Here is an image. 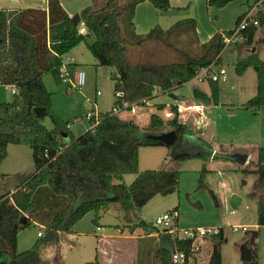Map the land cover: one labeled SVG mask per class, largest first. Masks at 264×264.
Listing matches in <instances>:
<instances>
[{"label":"trees","instance_id":"trees-1","mask_svg":"<svg viewBox=\"0 0 264 264\" xmlns=\"http://www.w3.org/2000/svg\"><path fill=\"white\" fill-rule=\"evenodd\" d=\"M100 1L98 5L86 6L79 11L80 23L94 37L87 46L96 63L115 68L117 74L112 78L113 89L122 94L116 95L112 110L101 116L93 128L77 137H70L69 142L63 139V135L68 133L67 124L51 110L52 94L42 76L50 72L59 79L58 68L63 56L85 41L86 34L79 31L80 23H72L61 0H46L43 9L0 8V85H11L15 91L11 101L0 102V163L7 156L8 145L28 139L34 164L33 173L21 178L13 192L0 196V264H42L44 249L55 244L60 233H70L86 213L92 211V223L97 224L100 214L109 210L112 203L128 212L141 208L156 194L167 195L178 189L177 171L145 169L138 172V149L164 144L142 137L139 126L119 117L114 108L128 109L129 106H123V103H144L143 100L152 97L156 88L163 92L172 91L195 78L202 67L210 65L220 54L224 46L223 35H228L231 29L213 35L199 57L185 54L182 62L130 63L126 58V46L130 41L122 35L119 20L126 14L124 19L131 23L135 3L122 5L118 0ZM205 1L208 7L222 8L233 0ZM257 1H261L264 7V0ZM151 2L160 10L171 8L168 0ZM242 15L237 17L234 26ZM257 19L258 25H264L262 10ZM194 23L193 19L183 20L166 30L155 26L143 36L131 32L132 40L135 44L148 40L167 43L168 36L176 30L185 34L194 31ZM184 24L190 28L182 27ZM258 25L246 27L241 39L233 43L238 52L242 46L253 45ZM216 62L221 63L220 56ZM249 67L256 75V93L242 108L258 110L264 106V60L255 51L248 52L236 62L235 72L242 75ZM211 91L214 99L217 91L214 88ZM169 107L175 112L174 116L165 120L158 114H151L146 132L174 130V141L165 146L171 149L174 159L197 157L203 161L197 186L203 188V175L208 171L206 163L213 153L211 144L189 131L180 120L175 104ZM34 108H41L42 116L48 115L53 127H46ZM163 108L164 105H157L158 110ZM254 166L261 190L264 187V146L258 147ZM125 173L136 174L129 185L113 182ZM42 187H47L41 196L49 201L47 209L33 212L34 195ZM80 193L82 196L79 198ZM211 194L217 204L214 193ZM58 196L60 198H56ZM34 219L43 225L44 235L29 249L18 251L17 234ZM257 225L264 226V198L257 200ZM159 236L162 238L164 235ZM257 236L258 231H252L251 260L240 264H256ZM222 239L223 232L212 238L205 264H222ZM171 243L189 252L188 241ZM156 257L157 264H177L172 262L170 253L160 247H157ZM86 264H100L98 256Z\"/></svg>","mask_w":264,"mask_h":264},{"label":"rangeland","instance_id":"rangeland-1","mask_svg":"<svg viewBox=\"0 0 264 264\" xmlns=\"http://www.w3.org/2000/svg\"><path fill=\"white\" fill-rule=\"evenodd\" d=\"M44 1L19 0L15 5L21 8L40 7ZM129 1L131 0H118L122 5H127ZM89 2L88 0H61V5L72 16L76 10L88 5ZM95 2L93 1L92 5H98L102 1L95 0ZM238 2L240 0H234L233 3L221 10V8L208 7L204 0H194L190 12L193 14L192 17H195L196 27L199 28L197 29L199 30L197 33L199 39L204 35L206 27L212 28L213 35H215L221 32V28L233 25L234 17L236 18V12H238L236 5L240 7ZM249 3L252 5L249 8L244 7V9L252 10L253 15L257 18V14L264 10L261 1L249 0ZM183 9L180 8L179 12L174 15L186 17L189 9L186 12ZM221 11L223 15H221ZM172 17L174 18V16ZM124 18H126V14L120 18L119 24L122 35L130 41V44L126 46V58L130 63L182 62L185 59V54L199 57L205 51L207 43L200 44L193 32L179 37L176 35L181 31L177 30L168 36L167 43L148 40L141 44H135L128 34L127 22L129 20L126 22ZM182 27L187 28L189 26L184 24ZM81 30L79 28L80 32ZM82 33L86 34V40L73 47L71 53L75 55L80 64V68L75 70H83L85 73L84 85L81 88L72 86L66 88L65 83L50 72L43 74V82L52 94L51 110L62 115L63 120L58 118L69 125L68 131L71 137H77L89 129V122L85 116L88 110L95 111L101 117L112 110L117 99L112 80L113 76L117 74L115 68L96 63L87 46V43L92 41L94 37L91 32L86 31V28L82 30ZM254 40L255 42L250 47L242 46L239 53L236 52L238 48L233 44L220 52L221 63L219 65L226 70L227 78L225 81L193 78L172 91L155 90L152 97L147 98L145 105L137 107L138 113L142 112L143 114L136 120H133L124 109L117 112L119 117L126 120L131 119L133 124L139 125L140 134L145 137L147 134L146 125L149 122L151 111L166 120L163 114L170 110V105L194 103L197 112L185 111L179 117L194 136L202 137L211 144L212 157L207 161L206 168L208 171L203 175L205 187L197 188L203 166V161L200 158L177 160L171 156V149L165 145L141 146L138 149V172L145 169L177 171L179 173L178 189L167 195L156 194L141 208L128 212L121 210L117 203H112L109 210L100 214L97 224L92 223L93 212L86 213L73 226L70 234L63 233L68 237H65V243L63 242V252L67 254L69 263H77L73 261H80L78 258L85 251H93L97 246L99 238L97 235L105 233H112L118 237V239H114V245L124 249L138 248L140 253L147 258L148 253L152 254L158 247L156 239L160 237L157 231L160 227L154 225L155 218L165 211L177 207L179 210L178 227L222 226L223 239L220 244L222 264L242 263L241 246L245 244L247 247H252L251 234L252 231L257 230L258 236L255 239L256 264H264V226L257 225V199L263 196V193L259 188L258 174L253 171L258 147L264 146V116H262V112L251 115L252 110L242 108V105L256 93L257 81L254 70L249 67L242 75L235 72L236 62L244 54L253 52L250 51L251 47L252 49L255 47L259 57L264 60V25H258ZM216 67L213 66V68ZM0 86V102L11 101L13 99L11 89H6L3 85ZM212 88L216 89L217 94L214 99L211 97V102L208 105L193 97L194 89L211 96ZM97 91L100 94L96 95ZM158 104L164 105V108L158 110ZM94 106L95 110L93 109ZM262 107L264 111V106ZM40 119L46 127L53 126L48 115H43ZM27 140L23 141L20 148L11 145L9 157L5 158L0 165V196L7 193L9 189L16 187L21 178L23 179L34 171L32 151ZM236 153L247 155L246 162L236 161L233 157ZM135 177L136 174L125 173L121 179L113 182H123L129 185ZM46 188L42 187L34 195L33 212L47 209L46 205L49 201L47 197H41ZM211 192L214 193L217 204H215ZM232 195H236L242 200L235 207L232 205ZM80 196H82L81 193L78 197L80 198ZM56 198H60V196ZM37 223L39 221L34 219L27 228L19 231L20 251L29 249L32 243L34 244L37 239L44 235L42 233V236H37L38 231L44 230ZM234 225H244L247 230L242 231L240 228L233 231L232 226ZM97 226L100 227L99 230L96 229ZM130 227L135 229V238H128L131 234ZM154 233L156 235H153ZM138 235L140 238L137 237ZM210 247L209 242L202 246L198 256L201 258L200 260L196 258L195 263L182 264H200L196 263L199 261L205 264L210 253ZM154 257L157 261V257ZM42 264L45 263L42 261Z\"/></svg>","mask_w":264,"mask_h":264},{"label":"crops","instance_id":"crops-1","mask_svg":"<svg viewBox=\"0 0 264 264\" xmlns=\"http://www.w3.org/2000/svg\"><path fill=\"white\" fill-rule=\"evenodd\" d=\"M88 1H90V2L88 3V5H85L84 7L92 5L94 0H88ZM168 1H169V4L171 5L172 8H169L167 10L157 9L153 5L151 0H131V1H129L128 3H133V2L135 3L134 12H133V15L131 18V23L128 24V26H127L128 30H129V32H128L129 37H132L131 32H133L137 36H143L151 28H153L155 26H159V28L166 30L176 22L188 20V19L194 20L195 17L193 18L192 17L193 14H192V12H190L192 2L194 0H168ZM16 2H19V0H0V8L7 9V10H14V9L21 8L18 5L17 6L15 5ZM233 2H234V0L231 1L230 3H233ZM230 3H228V4L230 5ZM238 3L240 4V7H239V5H236L238 12H236L237 13L236 18L234 17L233 25L235 24L237 17L246 11L244 9V7L249 8L252 5L251 3H249V0H240V2H238ZM4 4H10V5L5 6ZM227 5L225 7H227ZM45 7H46V0L44 1V3H41L40 7H32L31 6V7H22V8H42L43 9ZM84 7H80L78 10H76L75 13L79 14V11L81 9H83ZM225 7H222L221 10L224 9ZM180 8H184L183 10H185V12L189 9L188 15H185L186 17H181V15L180 16L174 15V14H177L176 12H179L178 10ZM262 11L264 12V10H262ZM67 13L71 16V13H69L68 11H67ZM220 13H221V15H223L222 11ZM172 16H174V18ZM205 20L207 22V18ZM194 24H195L194 31H192V32L195 35V38L199 41L200 44L207 43L211 39V37L213 36V29L212 28L208 29V27H206L204 30V35L202 37H200V39H199V37L197 36V33L199 32V30H197V29H199V28L196 27V23H194ZM233 25H231L230 27L221 28V32H224L225 30H229V29L233 28ZM79 28L82 30L85 29L84 26L81 24L79 25ZM82 30H81V32H82ZM184 34L185 33L180 32L176 36L180 37V36H183ZM132 39H133V37H132ZM139 44H141V43H139ZM71 51H72V49L66 55H69L74 59V62L71 65H69L68 69H67L69 75L72 77V75H73L72 73L77 71L75 69L80 68L79 67L80 64L77 62L75 55L73 53H71ZM250 51H252V47H251ZM253 51L256 52L255 47H254ZM236 52H238V51L236 50ZM244 55H246V54H244ZM42 79L44 81V76H42ZM64 86L67 88L71 85L66 82ZM3 87H5L6 89L10 88L12 94H14V92H13L14 87L13 86L3 85ZM158 89L159 88H156L155 90H158ZM208 98H209L208 104H210L211 96H208ZM146 103H147V99L144 101V103H141V104H135V103L126 104L127 107L129 106V108L124 109V110L126 111V113H128V115L131 116V118L133 120H136V119L141 117V114H143L142 112L138 113L137 107H139L141 105H145ZM204 104L208 105L206 103H204ZM93 109L95 110V106ZM53 112L57 117H59L63 120L62 115H60L57 111H53ZM261 112H262V116H264L263 107H261L258 111L252 110L251 115L252 114H260ZM152 113H154V112L151 111L150 114H152ZM198 114H201V113L198 112ZM179 115L182 116L181 114H179ZM129 120H130V122H132L131 119H129ZM137 126H139V125H137ZM51 127H53V126H51ZM67 128H69V125H67ZM70 137L71 136L69 134V131H68V133L63 135V139L65 140V142H67V141L69 142ZM24 140H22L19 144L8 145L7 156L5 158L9 157V153H10L9 149H10L11 145H16V147L20 148ZM3 160L1 161V163L3 162ZM1 163H0V165H1ZM14 189H15V187L13 189H9L7 192L11 193V192H13ZM261 192L263 193V196L258 197V199L264 198V187H262ZM37 224H38V226H40L41 229H44L43 225H40L39 223H37ZM130 228H131L130 229L131 234H129L128 238H135L136 237L134 235L135 229L133 227H130ZM96 229L99 230L100 227L97 226ZM38 232H42L44 234V230L38 231ZM67 234H70V233H67ZM153 235H156V234L154 233ZM97 236H99V238L97 240V246L95 247V249L93 251L87 250L79 256L78 260H80V261H73V262H77V263H69L70 261H68L67 254H64V252H63L64 243H65L64 241L66 240L65 237H67V235L60 233V235H59L60 239H59L58 243L46 247V249L41 253V260L45 264H86L88 262L93 261L95 256L97 255L98 259L100 261V264H155L158 262V260L156 261V258L154 257V256H156L157 248L153 251L152 254L148 253V257L146 258V257H144L143 254L140 253L138 248L124 249L123 247L114 245L113 244L114 239H118V237L114 236L112 233H105L103 235H97ZM137 237L140 238V235H138ZM156 240L158 242V247H159L161 238L158 237V239H156ZM32 245H33V243L30 245V247ZM17 247H18L17 249L19 250L18 234H17ZM200 259L201 258H198L197 260H200ZM191 263H195V261L191 262ZM196 263L202 264V261L201 262L199 261Z\"/></svg>","mask_w":264,"mask_h":264},{"label":"built area","instance_id":"built-area-1","mask_svg":"<svg viewBox=\"0 0 264 264\" xmlns=\"http://www.w3.org/2000/svg\"><path fill=\"white\" fill-rule=\"evenodd\" d=\"M83 25L82 23H80ZM259 24L258 19L253 15L252 10H246L240 21L231 28V31L228 35H223L224 46L223 49L230 47L233 43L237 42L241 39L242 31L249 26H257ZM221 51V52H222ZM219 55L215 58V60L208 66L202 67L195 78L197 79H205L209 78L212 81H225L227 78L226 70L224 67L217 64V59ZM74 62V59L69 55H64L62 64L58 68V77L62 82H67L72 87L81 88L85 83V73L82 70H77L72 73V77L69 75L67 69L68 66ZM213 66H217L213 68ZM13 92H15L13 90ZM96 94H100L99 91ZM116 95H121V92H115ZM145 101V100H143ZM123 106H126V103H123ZM176 112L178 114H182L185 111L195 112L197 107L194 103L188 104H179L176 103ZM119 108H114V112H119ZM174 111L167 110L164 112L163 117L166 119H170L174 116ZM86 118L89 121V128H93L100 120L99 114L95 111L88 110L86 112ZM178 219H179V210L177 207L172 208L171 210L165 211L163 214L157 216L155 218V226H159L160 229L158 231V235L163 234L167 236L172 241H188L190 244L189 252H185L182 249H178L172 243L173 251L170 253L171 260L174 263L182 264V263H190L194 262L196 258H198L200 254V250L203 245L209 242L211 246V240L215 235L223 232L222 226H209V227H178ZM171 225V226H170ZM242 229V231H246V226L234 225L232 226V230L236 231L238 229ZM156 234V233H155ZM38 236H42V232L37 233ZM209 257V254H208ZM208 260V259H207Z\"/></svg>","mask_w":264,"mask_h":264},{"label":"water","instance_id":"water-1","mask_svg":"<svg viewBox=\"0 0 264 264\" xmlns=\"http://www.w3.org/2000/svg\"><path fill=\"white\" fill-rule=\"evenodd\" d=\"M71 21L73 24L80 23L79 14L78 13L73 14L71 16ZM253 49H252V51H253ZM193 97L202 100V102H204L206 104L209 103L208 96L204 92H202L198 89L193 90ZM34 111L37 113L38 116H42V114H43V111L41 108H34ZM145 137L149 138L151 140H157V141L163 143L164 145H169L174 141V139L176 137V133L174 130H168V131H163V132H158V133L149 132L146 134ZM233 157L235 158L236 161L241 162V163H244L247 160V155L241 154V153H236L233 155ZM231 200H232L233 207H235L241 201V198L236 196V195H232ZM141 223H144V222L141 221ZM159 247L162 250L167 251L169 253H171L173 251L172 244H171V242L167 236H163L161 238ZM240 256H241L242 262H249L251 260V250L245 244H243L241 246Z\"/></svg>","mask_w":264,"mask_h":264}]
</instances>
